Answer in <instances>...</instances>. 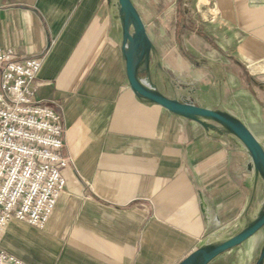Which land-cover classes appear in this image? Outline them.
I'll use <instances>...</instances> for the list:
<instances>
[{
    "label": "crops",
    "instance_id": "0c3cea01",
    "mask_svg": "<svg viewBox=\"0 0 264 264\" xmlns=\"http://www.w3.org/2000/svg\"><path fill=\"white\" fill-rule=\"evenodd\" d=\"M136 76L242 126L264 153V0H129ZM117 0H0V50L40 58L36 100L64 129L65 180L44 229L11 221L0 248L24 264H264V228L205 263L214 236L264 209V166L212 120L130 88ZM129 31L135 32L133 19Z\"/></svg>",
    "mask_w": 264,
    "mask_h": 264
},
{
    "label": "built area",
    "instance_id": "2783aa9c",
    "mask_svg": "<svg viewBox=\"0 0 264 264\" xmlns=\"http://www.w3.org/2000/svg\"><path fill=\"white\" fill-rule=\"evenodd\" d=\"M41 67L40 58L0 50V240L13 220L44 229L65 187L61 118L36 100ZM0 264L24 263L0 248Z\"/></svg>",
    "mask_w": 264,
    "mask_h": 264
},
{
    "label": "water",
    "instance_id": "95a60500",
    "mask_svg": "<svg viewBox=\"0 0 264 264\" xmlns=\"http://www.w3.org/2000/svg\"><path fill=\"white\" fill-rule=\"evenodd\" d=\"M117 1L122 12L124 25L122 56L124 59L125 75L133 92H135V94L144 100L154 103L170 113L178 114L187 118H203L220 123V131L222 134H224L223 129L230 131L234 136H236V138L241 142V144L246 148L251 156L256 160H260L264 166V153L262 149L242 126L237 125L234 121L216 111L195 106L190 102H177L163 97L159 95L154 88L151 89L145 84V81L148 82V80H142L136 76L137 60L142 52V26L130 1ZM130 19H133L134 22V34H131L129 31ZM262 228H264V209L256 218H254L251 226H249L246 230H243L231 239L214 246L211 248L209 253H204V262L207 263L220 253L241 245L244 241H246ZM196 256L197 255L193 253L180 264H193Z\"/></svg>",
    "mask_w": 264,
    "mask_h": 264
},
{
    "label": "rangeland",
    "instance_id": "374dc122",
    "mask_svg": "<svg viewBox=\"0 0 264 264\" xmlns=\"http://www.w3.org/2000/svg\"><path fill=\"white\" fill-rule=\"evenodd\" d=\"M216 124H218L219 126H221L220 123H218V122ZM238 234H236V235H238ZM236 235H234L233 232H230V233H222V234H219V235L214 236L213 239H215L217 241H214V242H211V243H213L214 246H217V245L221 244L222 242H224L226 240H229V239H231L232 237H234Z\"/></svg>",
    "mask_w": 264,
    "mask_h": 264
},
{
    "label": "bare ground",
    "instance_id": "6f19581e",
    "mask_svg": "<svg viewBox=\"0 0 264 264\" xmlns=\"http://www.w3.org/2000/svg\"><path fill=\"white\" fill-rule=\"evenodd\" d=\"M145 84H146L148 87H150L151 89L153 88V87H152L147 81H145ZM223 132H224V134L227 135L228 137L233 138L234 140L239 141V140L236 138V136H234L230 131L223 129ZM263 207H264V204H263ZM252 222H253V219L251 220V223H252ZM214 241H217V240H215V239H211V240H209L208 242L204 243V245L213 244V243H211V242H214Z\"/></svg>",
    "mask_w": 264,
    "mask_h": 264
}]
</instances>
